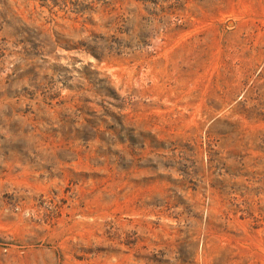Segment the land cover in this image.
<instances>
[{
	"label": "rangeland",
	"instance_id": "rangeland-1",
	"mask_svg": "<svg viewBox=\"0 0 264 264\" xmlns=\"http://www.w3.org/2000/svg\"><path fill=\"white\" fill-rule=\"evenodd\" d=\"M0 264H264V0H0Z\"/></svg>",
	"mask_w": 264,
	"mask_h": 264
}]
</instances>
